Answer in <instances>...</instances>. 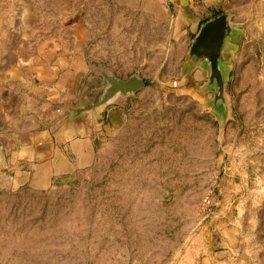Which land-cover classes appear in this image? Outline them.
<instances>
[{
	"label": "rangeland",
	"instance_id": "rangeland-1",
	"mask_svg": "<svg viewBox=\"0 0 264 264\" xmlns=\"http://www.w3.org/2000/svg\"><path fill=\"white\" fill-rule=\"evenodd\" d=\"M4 10L25 49L48 43L73 55L72 71L86 65L78 88L89 104L107 76L143 86L90 112L91 164L52 187L17 186L0 158V264H203L210 251L215 264H264V0L218 11L232 33L217 104L208 63L189 55L198 31L182 40L161 1L8 0Z\"/></svg>",
	"mask_w": 264,
	"mask_h": 264
},
{
	"label": "crops",
	"instance_id": "crops-1",
	"mask_svg": "<svg viewBox=\"0 0 264 264\" xmlns=\"http://www.w3.org/2000/svg\"><path fill=\"white\" fill-rule=\"evenodd\" d=\"M150 1L166 4L184 41L229 2ZM7 6L8 0H0V13L4 7L7 14ZM25 42L10 38L8 21H0V158H6L17 186L42 189L52 187L57 177L74 175L91 164L95 124L84 112L89 105L87 87L85 94L78 88L86 65L80 60L72 71V54H50L48 43L46 50L40 51V44L32 39L27 40L25 49ZM116 111L107 110V117ZM216 255L208 252L202 263H219L214 261Z\"/></svg>",
	"mask_w": 264,
	"mask_h": 264
},
{
	"label": "water",
	"instance_id": "water-1",
	"mask_svg": "<svg viewBox=\"0 0 264 264\" xmlns=\"http://www.w3.org/2000/svg\"><path fill=\"white\" fill-rule=\"evenodd\" d=\"M232 33V25L228 15L223 13L201 24L189 47V55L196 62L209 65V83L215 85L214 102L223 100V71L221 69V53L225 40ZM105 86L96 101L84 107L89 113L107 106L118 96L134 93L143 86L142 79L134 76L120 80L112 76L106 77ZM108 106L107 110H111Z\"/></svg>",
	"mask_w": 264,
	"mask_h": 264
},
{
	"label": "built area",
	"instance_id": "built-area-1",
	"mask_svg": "<svg viewBox=\"0 0 264 264\" xmlns=\"http://www.w3.org/2000/svg\"><path fill=\"white\" fill-rule=\"evenodd\" d=\"M211 200H212L211 197L207 195L202 199V204L205 206H208L210 204Z\"/></svg>",
	"mask_w": 264,
	"mask_h": 264
},
{
	"label": "trees",
	"instance_id": "trees-1",
	"mask_svg": "<svg viewBox=\"0 0 264 264\" xmlns=\"http://www.w3.org/2000/svg\"><path fill=\"white\" fill-rule=\"evenodd\" d=\"M218 13H219V12L217 11V12L214 14V16L218 15ZM53 183H54V185H55V181H53ZM53 183H52V184H53ZM56 183H57V181H56ZM56 185H57V184H56Z\"/></svg>",
	"mask_w": 264,
	"mask_h": 264
}]
</instances>
